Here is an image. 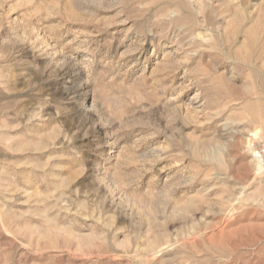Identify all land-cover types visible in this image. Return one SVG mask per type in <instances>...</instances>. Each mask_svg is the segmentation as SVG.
<instances>
[{
    "label": "rangeland",
    "instance_id": "374dc122",
    "mask_svg": "<svg viewBox=\"0 0 264 264\" xmlns=\"http://www.w3.org/2000/svg\"><path fill=\"white\" fill-rule=\"evenodd\" d=\"M263 63L264 0H0V264H264Z\"/></svg>",
    "mask_w": 264,
    "mask_h": 264
},
{
    "label": "bare ground",
    "instance_id": "6f19581e",
    "mask_svg": "<svg viewBox=\"0 0 264 264\" xmlns=\"http://www.w3.org/2000/svg\"><path fill=\"white\" fill-rule=\"evenodd\" d=\"M249 39H250V38H248L247 40L249 41ZM250 42H251V40H250ZM252 42H254L253 39H252ZM252 42H251V43L248 42V44H249V45H250V44L253 45ZM249 45H248V46H249ZM252 45H250V46H252ZM250 46H249V47H250ZM242 64H243V66H244V62H242ZM245 64H246V63H245ZM250 64H251V63H250ZM247 65H248V64H247ZM262 65L264 66V63H263ZM254 66H255V64H254ZM250 67H251V66H250ZM259 67H260L261 69H264V67L262 68L261 65H260ZM247 68H249V66H247ZM252 68H253V67H252ZM254 68H255V67H254ZM260 86L264 89V80L261 82V85H260ZM262 88H261V89H262ZM260 92H261V91H260ZM258 100H259V99H258ZM258 100H257V101H258ZM259 101H260V100H259ZM262 102H263V101H262ZM254 103H255V102H254ZM258 103H259V102H258ZM253 105L255 106V104H253ZM253 105H252V103H251V106H252V107H253ZM259 105H261V104H259ZM262 105H263V104H262ZM249 107H250V105H249ZM249 109H250V108H249ZM253 109L255 110V107L252 108V110H253ZM252 110H250V111H251V113H252L251 115L253 116V118H254V117H257V118H258V114H257V116H255V115H256V114H255L256 111L253 110V111H254V113H253ZM248 111H249V110H248ZM263 111H264V110H263ZM262 113H263V114H260V115L264 117V112H262ZM254 114H255V115H254ZM252 116H250V117H252ZM261 116H260V118H261ZM251 120H253V119H251ZM254 120H256V119H254ZM254 120H253V121H254ZM257 120H258V119H257ZM260 120L263 121L262 119H260Z\"/></svg>",
    "mask_w": 264,
    "mask_h": 264
}]
</instances>
